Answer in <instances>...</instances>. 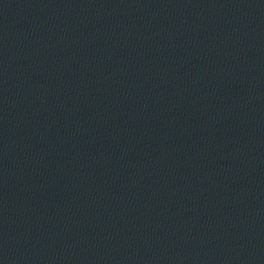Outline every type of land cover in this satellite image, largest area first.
<instances>
[{"label": "water", "instance_id": "1", "mask_svg": "<svg viewBox=\"0 0 264 264\" xmlns=\"http://www.w3.org/2000/svg\"><path fill=\"white\" fill-rule=\"evenodd\" d=\"M0 264H264V0H0Z\"/></svg>", "mask_w": 264, "mask_h": 264}]
</instances>
